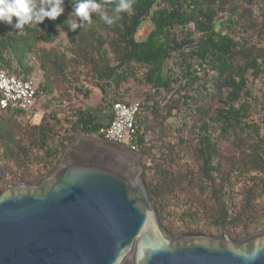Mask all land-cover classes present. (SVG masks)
<instances>
[{
	"label": "trees",
	"instance_id": "trees-1",
	"mask_svg": "<svg viewBox=\"0 0 264 264\" xmlns=\"http://www.w3.org/2000/svg\"><path fill=\"white\" fill-rule=\"evenodd\" d=\"M101 2L111 14L118 0ZM64 4L56 21L0 24L4 68L29 79L36 55L47 108L32 127L0 110L1 188L39 182L79 132L103 137L114 103L139 101L137 144L163 227L234 241L264 231V0H134L113 25L94 14L75 33L73 2ZM71 89L83 103H68Z\"/></svg>",
	"mask_w": 264,
	"mask_h": 264
},
{
	"label": "water",
	"instance_id": "water-1",
	"mask_svg": "<svg viewBox=\"0 0 264 264\" xmlns=\"http://www.w3.org/2000/svg\"><path fill=\"white\" fill-rule=\"evenodd\" d=\"M142 157L80 134L39 182L0 186V264H264V231L241 241L171 235Z\"/></svg>",
	"mask_w": 264,
	"mask_h": 264
},
{
	"label": "built area",
	"instance_id": "built-area-1",
	"mask_svg": "<svg viewBox=\"0 0 264 264\" xmlns=\"http://www.w3.org/2000/svg\"><path fill=\"white\" fill-rule=\"evenodd\" d=\"M41 81V76L36 73L26 80L9 74L0 60V110L19 111L22 121L34 122L40 113L38 112L41 105L40 99L44 98L39 90ZM140 108L139 101L114 103V118L102 131L103 138L142 153L137 144L136 125Z\"/></svg>",
	"mask_w": 264,
	"mask_h": 264
},
{
	"label": "clouds",
	"instance_id": "clouds-1",
	"mask_svg": "<svg viewBox=\"0 0 264 264\" xmlns=\"http://www.w3.org/2000/svg\"><path fill=\"white\" fill-rule=\"evenodd\" d=\"M74 11L66 21L73 33L93 22L92 16L113 25L121 18V13L133 11L134 0H118L113 8L106 7L101 0H72ZM65 13L64 0H0V24L20 29L26 24L42 25L46 20L56 21ZM75 16L77 19H73ZM59 29V25H57ZM42 30V29H41Z\"/></svg>",
	"mask_w": 264,
	"mask_h": 264
},
{
	"label": "rangeland",
	"instance_id": "rangeland-1",
	"mask_svg": "<svg viewBox=\"0 0 264 264\" xmlns=\"http://www.w3.org/2000/svg\"><path fill=\"white\" fill-rule=\"evenodd\" d=\"M152 28H153V26H152V23H151V21H149V20H147V21H145L143 24H142V26H141V29L139 30V32L137 33V39L138 40H144V39H146L147 38V36L150 34V32L152 31ZM61 42V44H60V47H59V49H61L63 52L65 51V47H66V45H67V43H68V41H67V33H62L61 34V38H60V41H58V43H60ZM55 44H57V42L56 43H53V44H48V45H44L43 43H40V47L41 48H44V49H46V50H51L52 48H53V46H55ZM69 57L71 56V54H69L68 55ZM31 64L32 65H35L36 66V69H35V71H34V73H36V74H38V75H40L41 76V80L43 81L44 80V77H43V75H44V71L40 68L41 67V62H40V60L37 58V56L36 55H32V59H31ZM54 69V68H53ZM63 86V85H62ZM66 86V85H65ZM60 88H58V86L55 88V95L57 96L58 94H60V90H59ZM61 89H62V87H61ZM261 89H262V91H261ZM70 90V88H68V91ZM75 92L73 91V89H71V92H70V94L72 95V99L68 102L69 104H77V103H83L82 101H80L79 99H78V97H75L76 96V94H74ZM258 93L260 94V93H262V94H264V86L262 85V84H260L259 86H258ZM45 102V100H44V98L41 100L40 99V103H41V105H40V108L38 109V112H40V113H38L39 115L36 117V119H35V121L34 122H31V123H28V122H24L23 121V126L24 127H26L27 125H30L31 127H32V125H35V124H37V123H39V121H40V119H41V113H45V112H47V108L45 107V108H43V105H42V103H44ZM67 103V104H68ZM80 105V104H79ZM83 105V104H82ZM42 107V108H41ZM42 114V115H43ZM18 130V129H17ZM16 134L18 135V136H22V131L21 130H18L17 132H16ZM80 134H84V133H82V132H79L78 133V135L77 136H79ZM76 136V137H77ZM2 174V173H1ZM0 185H1V183H0ZM12 185V184H11ZM9 186V185H8ZM171 205H173V206H176L177 207V199H175V198H173V197H171V199H170V206ZM177 236V235H176ZM124 264H133V257L132 256H130V257H128L127 258V260L125 261V263Z\"/></svg>",
	"mask_w": 264,
	"mask_h": 264
}]
</instances>
